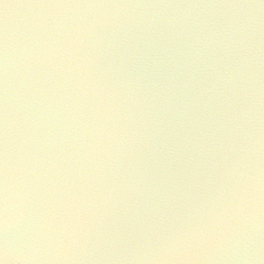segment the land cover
I'll use <instances>...</instances> for the list:
<instances>
[{
  "label": "water",
  "instance_id": "water-1",
  "mask_svg": "<svg viewBox=\"0 0 264 264\" xmlns=\"http://www.w3.org/2000/svg\"><path fill=\"white\" fill-rule=\"evenodd\" d=\"M0 264H264V0H0Z\"/></svg>",
  "mask_w": 264,
  "mask_h": 264
}]
</instances>
